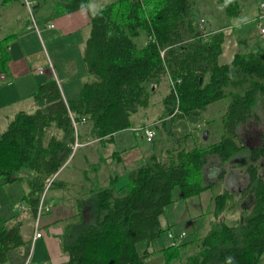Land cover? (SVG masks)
<instances>
[{"label": "trees", "instance_id": "1", "mask_svg": "<svg viewBox=\"0 0 264 264\" xmlns=\"http://www.w3.org/2000/svg\"><path fill=\"white\" fill-rule=\"evenodd\" d=\"M88 1L57 0L55 5L63 13L84 8ZM218 1L228 17L238 13V0ZM199 18L195 0L103 4L89 14L82 59L90 78L82 83L78 96L64 99L50 73L32 93L35 109L17 111L1 132L0 183L25 180L28 191L23 199L35 213L50 179L48 187L65 185L53 175L76 152L70 147L78 137L73 120L90 121L91 136L109 140L114 132L133 126L132 114L150 105L163 78L170 83L161 98L160 125L182 118L198 121L208 105L226 100L216 141L191 147L178 144L160 158L152 153L127 171L123 185L116 186L115 178L93 188L90 219L65 226L61 245L68 258L62 264H144L152 254L153 241L168 229L160 221L166 207L176 198L213 186V181L204 180L205 167L213 158L220 162L221 180L225 163L245 153L248 158L241 157L238 165L244 166L253 194L242 220L231 225L218 219L202 236L190 233L184 241L182 237L178 244L157 251L163 254L164 264L178 259L188 244L197 248L186 264H259L264 254V176L257 161L264 157V129L258 143L246 146L238 127L248 118L260 122L256 109L264 107V46L236 52L229 61L220 62L222 33H209L205 39ZM12 36L0 38L3 82L11 80L8 45ZM22 169L28 175L18 174ZM213 199L214 214L234 205V193L228 189L215 193ZM21 222L9 217L0 225V264H9V251L26 243Z\"/></svg>", "mask_w": 264, "mask_h": 264}, {"label": "crops", "instance_id": "2", "mask_svg": "<svg viewBox=\"0 0 264 264\" xmlns=\"http://www.w3.org/2000/svg\"><path fill=\"white\" fill-rule=\"evenodd\" d=\"M30 1L32 15L28 14L29 12L22 0H0V31H11L7 34L13 35L8 45L10 56L8 60V75L11 80L9 82H3L0 80V134L7 127L9 121L17 111L25 110L18 108L23 101H26L27 105H31V107L33 106V110L35 109L36 105L32 98V93L35 90L37 83L49 75L50 72L45 68V71L42 74H32L31 70L36 66L44 65V63H42V57H46L45 54H43L44 51L47 50L49 53L47 54V58L52 64V74L57 80H59V87L64 99L69 100L76 98L82 83L90 78L87 74L82 54L85 40L89 34V14L91 11L96 10L98 6H90L93 0H89L84 8L71 12L59 13L55 5L57 0ZM260 2L264 3V0H238V13L231 17H228L221 7L220 11H214L212 16L198 12L200 17H204L205 27L211 34L215 32L222 33L223 41L222 51L219 56L220 62L229 61L232 55L236 52L244 53L254 49L256 46H264V35L260 34L259 28L257 24H255V17L259 11ZM27 15L30 16V19L32 16L35 23H38V30L30 26L31 20L29 19L30 21H28ZM49 23H52L53 26H48ZM224 54H228V56L223 58ZM55 59L58 62L57 65ZM164 80H167V78H163L157 86L161 83H165V87L167 88L168 85ZM163 95L164 94L161 95V98ZM209 106L211 105L206 107L203 111L204 113L202 112L203 114L207 112L206 110ZM150 107H153L151 106V103L147 108ZM147 108L142 110L145 111ZM260 109V107L256 109L257 112ZM143 112L136 113L143 115ZM161 112L162 103L160 102L157 108V113L160 114ZM223 112L224 108H222L220 112H217V114L220 116ZM259 112H262V114L259 115V131L253 129L252 133H250V137H252V134L255 136V133H257L255 138L257 140L253 144L260 141L259 134L261 130L264 129V109L262 108ZM158 114L154 117L158 116ZM134 116L135 115L132 114L131 120ZM135 117L137 120L138 116ZM154 117L149 120L143 118L144 120L142 119L139 122V125H149L152 127V123L153 125L160 124V122H158L159 120L156 121ZM251 119L252 118H248L246 121L242 122L240 126L242 124H249V126L252 124L253 126H256V122ZM88 122L90 123V121ZM249 126L247 130H249ZM134 127L136 126L133 125L131 129L133 130ZM123 130L114 132L109 138L110 143H118V146H120L114 150L109 149L107 151L108 154L102 153L103 156H97L93 159L95 163L103 160L102 162L107 165L115 160L118 164L123 163L124 172L127 173V171L136 168L140 163L145 161V159H147L152 153L156 155V152L152 147L141 151L139 154L130 151L129 147H123L122 143L126 142L125 137L119 136ZM242 138L244 139V136ZM91 140L94 142L98 139L92 138ZM152 140L147 142H152ZM101 141H99V144ZM247 143L246 145L250 146ZM206 144L208 143L203 142L201 145L203 146ZM97 147L103 149V146L101 145H93L92 150L99 151ZM140 159H142V162H140ZM213 160L214 162L212 165L210 166V164H208L205 167L204 172L205 182L213 181V186L194 195L184 198H176L166 207L164 214L160 217V221L161 225L164 227L167 226L168 229L159 239L153 241L149 247V251H152V254L148 257L162 256L164 258L163 254L157 251V249L169 244L167 231H172L176 235L181 231H184L186 236L190 233L195 236H202L209 229L212 222L218 219L226 221V219L229 218V214H231V216L234 214V217L229 219L233 220L234 224L239 223L241 220L240 214L243 212L242 215H244L249 209L252 204L251 196L253 192L251 191L250 185H247L248 179L244 169L238 164L235 167L231 165L229 166L227 161L224 165L225 172L220 180L218 179V173L221 170L220 162L217 158H213ZM257 162L260 166V176H264V157L260 158ZM84 164L85 163H82L83 170ZM63 168L64 166H62L53 177L62 180L65 185L59 186L60 188L55 190L54 196H51V198L48 197L46 202L50 205L51 209L44 212L41 217L40 225L43 229V234L33 242L34 213L29 208L28 202L23 199L24 194L28 191L27 182L25 180H13L6 182L4 185H0V188H7L11 196L10 198H7L8 202H3L0 197V225L3 220L9 217H14L11 216L9 209L16 205L15 203L17 200L21 202V208L24 211L25 216L24 220L21 222V226H25L26 232L23 234V228L21 227L20 230L22 238L26 243L18 250L14 249L9 251V264H23L29 255L30 262L37 264H62L67 260L68 255L62 250L61 245V237L65 226L67 224H76L78 221L85 222L90 219V216L88 217L85 213L81 215L78 213H80V211H86L87 209L89 212L91 211L88 208L90 207V202L87 196L90 193L93 194V188L104 185L99 184V182H93V185H88L89 182H84L86 177L83 176L84 179H82L80 176L82 172L80 173L79 171L78 175L74 176L68 174L60 179L59 175ZM86 176H88V174ZM115 178H117V174L111 175L108 183ZM117 182L118 181L115 183L116 186L118 185ZM238 185L242 187L238 192L246 190L247 194L250 193L251 200L247 206H243L242 203H240V199L237 197L238 192L236 190H231L230 188ZM224 189H228L234 193V205L222 210L218 214H214V190L217 193ZM239 205L242 207L241 212L237 210V206ZM61 215H64V218ZM185 237L182 238L181 241H184ZM30 243H35L33 247L34 249L31 254L30 250H27V253L24 256L25 248ZM192 247H194V249L197 248L195 244L186 245L184 249L181 250L179 257H181L183 253L186 254V257ZM178 259H175L174 261H177ZM261 260H264V254L260 261ZM174 261L172 262L174 263Z\"/></svg>", "mask_w": 264, "mask_h": 264}, {"label": "rangeland", "instance_id": "3", "mask_svg": "<svg viewBox=\"0 0 264 264\" xmlns=\"http://www.w3.org/2000/svg\"><path fill=\"white\" fill-rule=\"evenodd\" d=\"M111 0H93V2H91L90 6L95 7L98 6L97 8L101 7L103 4L109 2ZM196 1V8L198 10V12L203 13V14H208L211 15L213 14L214 11H220V7L222 8L221 4L219 3L218 0H195ZM259 12V11H258ZM28 13V12H27ZM29 14V13H28ZM258 14V13H257ZM30 15V14H29ZM27 15L28 21H30V16ZM257 16V15H256ZM30 19V20H29ZM263 24H264V19L262 20ZM37 23V22H36ZM200 23V22H199ZM38 24V23H37ZM255 24H257L256 22V17H255ZM205 26V21H204V25ZM264 26V25H263ZM39 27V25H38ZM11 31H0V38L9 33ZM208 37V36H207ZM207 37H204L205 39H207ZM46 57H42V63H44V65H42L44 68L48 69V71L52 74L53 70H52V64L51 62L48 60L47 58V54L48 51H44V53ZM227 55H223V58L227 57ZM53 59V58H52ZM55 63L56 65L58 64L57 60L55 59ZM2 74H4L2 72ZM53 75V74H52ZM166 81V84L168 85L169 80H164ZM163 81V82H164ZM64 86V85H63ZM66 87V86H65ZM167 92V88L165 87V83H161L159 86H157L155 88V92L152 95V99H151V106L150 108H147L145 111L140 109L137 112H143V115H140L138 113H134L133 115L138 116L137 120L135 119L136 117L134 116L132 119V125L136 126V127H141V125H139V122L144 118L145 120H149L150 118L152 119L155 115H157V108L161 102V95L165 94ZM224 102H226L225 99L223 100H219L216 101L214 103H211L208 108H207V112L205 114H201L200 120L199 121H195V120H186L184 118L179 119L177 122H173L170 123L167 121L168 124H166V126L163 125H152V130L154 132L153 134V140L152 142H147L145 137H144V132L142 129H139L136 133V131H133L130 128L123 130L119 136L120 137H125L126 142L122 143L123 147L126 148H130V151H133V153L135 154H139L141 153V151L148 149L150 147H152V149H154V151L156 152L157 158L159 157H163L165 155V149L169 147L173 148L176 147L178 144H182L186 147H191L193 146V144L195 145H201L203 144V142H207V143H212L215 140L218 139L219 133H220V116L217 114V112H220L222 110V108H225L224 106ZM33 107V106H32ZM31 105H27L26 101H23L21 103V105L18 107L19 109H25L27 111H30L32 109ZM261 109L264 107L259 106ZM260 109V110H261ZM33 110V109H32ZM31 110V111H32ZM259 110V111H260ZM259 115L262 114V112H259ZM154 114V115H153ZM161 114V113H160ZM154 117L155 120L157 121V119H159V115ZM264 117V115H263ZM143 119V120H144ZM202 119V120H201ZM251 120L256 122V126H253L251 124V126H249V124H242L241 126L239 125L238 128V132L240 137L242 138L244 136L243 139V143L246 145L249 144H253L254 142H256L257 139L256 135L257 133H255V136L250 137V133H252L253 129H255V131H259L258 125L259 123L256 121V119L252 118ZM159 122V121H158ZM168 125H170V128H168ZM248 126L250 127L249 130ZM133 127V126H132ZM90 128L91 125L90 123L86 120L84 122L81 123H77L76 125V133L78 134V140L80 142H83L84 144L81 145L80 147L77 148L76 152L71 154V156L68 158V160L66 161V163L63 165L64 168L61 170L59 178H64L66 175L71 174V175H78V171L82 174H80L81 178L84 179L83 176L86 177V180L84 182H89L88 185H93V182H99V184L101 185H107L108 184V180L110 179L111 175L113 174H117V186L123 185L124 183H126L127 181V177H126V172H124V166L123 163H117L114 161H112L111 163H108L107 165L104 164L102 161L100 162H96L93 161V159H95L97 156H103L102 153L108 154V150H114L117 149L118 143H110V140H95L94 142L91 141V139L93 138L91 136L90 133ZM204 130H207V138L204 140L202 138V132ZM248 131V132H247ZM183 137H187V139H185L184 143H182V139ZM253 138V139H252ZM90 140V142H89ZM249 140V141H247ZM99 141L100 144H99ZM252 141V142H251ZM103 144V145H102ZM93 145H101L103 146L101 148L97 147V149L99 151H94L92 150V146ZM202 146V145H201ZM247 146V145H246ZM241 157H246V159L248 158V155L245 153V155L243 156L240 155L239 157L234 156L232 158H230L228 160V165L230 166H237L238 164V160ZM101 158V157H100ZM140 162H142V159H140ZM84 164V170H83V165ZM137 163V162H136ZM212 165V163H210V166ZM211 168V167H210ZM241 168L244 169V166H241ZM29 171L26 169H22L18 172V174L20 175H28ZM102 175H101V174ZM88 174V176H86ZM109 176H108V175ZM102 176V178H101ZM71 177V176H70ZM3 179H0V182H2ZM5 183H0V185H4ZM18 185V184H16ZM15 188H17L16 186H14ZM57 188H60L59 186L55 185V186H51V187H46L44 188V195H43V202L47 204V199L48 197L51 198V196H54V192ZM231 190H236L237 192L241 190V186H233L230 187ZM214 193H216V191L214 190ZM250 193L247 194L246 190L242 191V192H238L237 197L240 199V203H242V205L247 206V204L249 203V201L251 200V197L249 195ZM246 196V197H244ZM0 197L3 200V202H8L7 198H10V193L8 192L7 188H0ZM88 199H89V205L90 207H88L90 210L92 209V201H93V194H88ZM13 204V203H12ZM16 205L13 207H10V214L11 216H14V218H19L21 220H24V211L21 208V202H19L18 200L15 203ZM77 209V207H76ZM88 210V209H87ZM80 211V213H78L79 215L81 214H86L88 217L90 215L89 210L88 211ZM237 210H239V212L242 211V207L241 205L237 206ZM243 213V212H242ZM242 213L240 214L241 220H242ZM65 215V214H64ZM64 215H61L62 217ZM234 217L231 216V214H229V218ZM64 218V217H63ZM227 218L226 221L233 225L234 222L233 220ZM60 220H64V219H60ZM240 220V221H241ZM64 222V221H63ZM22 232L23 234L26 232V228L25 226H21ZM42 229V227H41ZM43 231V229H42ZM34 244H28L25 248V252H24V256L27 253V250H30V254L33 251V247ZM196 249V248H195ZM194 247H192V249L189 250V252L187 253V256L190 255L189 253H193L195 251ZM37 250V248H36ZM185 253L182 254L181 257H179V259L177 261H174L173 264H186V259L187 256L185 257ZM185 257V258H184ZM164 258L162 256H153V257H148L147 259H145L144 264H163L164 263ZM171 263V264H172ZM260 264H264V260L260 261Z\"/></svg>", "mask_w": 264, "mask_h": 264}, {"label": "built area", "instance_id": "4", "mask_svg": "<svg viewBox=\"0 0 264 264\" xmlns=\"http://www.w3.org/2000/svg\"><path fill=\"white\" fill-rule=\"evenodd\" d=\"M23 4L25 5V7L27 8L28 12L30 15H32L31 13V1L30 0H22ZM264 19V3L263 2H260L259 3V12L256 16V22H257V26L259 28V32L261 35H264V24L262 22V20ZM199 22L200 24L202 25L203 22H204V19L203 17H201L199 19ZM31 27L35 28L36 30L37 29V23H35V20L33 19V17L31 16V24H30ZM48 26H53L52 23H49ZM202 28V34L204 35V37H207L209 35V31L207 29H204L203 26H200ZM45 71V68L41 65V66H36L34 67L32 70H31V73L32 74H42L44 73ZM5 78V75L2 74V72H0V80H3ZM56 82L57 84L59 85V80L56 79ZM177 109H174L173 112H176ZM75 129H76V125L77 123L73 120L72 121ZM139 129H142L143 132H144V137L146 139V141H151L152 140V137H153V130H152V127H150L149 125L148 126H141V127H134L133 130L134 131H138ZM92 141V140H91ZM90 142V140H89ZM84 143L83 142H80L78 140V137H75L74 141L70 144V147H71V150L72 152H75L77 150L78 147H80L81 145H83ZM51 180V179H50ZM49 180V181H50ZM49 181L48 183L46 184V187L49 185ZM44 191V190H43ZM43 195L44 193L42 192L41 195H40V199H39V202H38V205H37V209L34 213V219H33V235H32V242L41 237L42 234H43V231L41 229V217H42V214L44 212H47L49 211L51 208H50V205L49 204H46L43 202ZM185 235V232L181 231L179 234L175 235L172 231H168L167 232V237L169 239V245H176L179 243L180 239ZM23 264H37V263H31L30 262V255L27 257L26 261L23 263Z\"/></svg>", "mask_w": 264, "mask_h": 264}, {"label": "water", "instance_id": "5", "mask_svg": "<svg viewBox=\"0 0 264 264\" xmlns=\"http://www.w3.org/2000/svg\"><path fill=\"white\" fill-rule=\"evenodd\" d=\"M207 133H208L207 130H204V131L202 132V138H203L204 140L207 138Z\"/></svg>", "mask_w": 264, "mask_h": 264}, {"label": "bare ground", "instance_id": "6", "mask_svg": "<svg viewBox=\"0 0 264 264\" xmlns=\"http://www.w3.org/2000/svg\"><path fill=\"white\" fill-rule=\"evenodd\" d=\"M200 18H201V17H200ZM200 18H199V19H200ZM203 18H204V17H203ZM204 21H205V20H204ZM203 23H204V22H203ZM203 25H204V24H203ZM163 52H164V51H163Z\"/></svg>", "mask_w": 264, "mask_h": 264}]
</instances>
